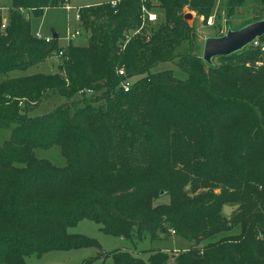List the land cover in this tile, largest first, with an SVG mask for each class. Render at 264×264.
<instances>
[{
  "label": "trees",
  "instance_id": "1",
  "mask_svg": "<svg viewBox=\"0 0 264 264\" xmlns=\"http://www.w3.org/2000/svg\"><path fill=\"white\" fill-rule=\"evenodd\" d=\"M112 1L81 6L76 29L89 42L67 47L53 34L49 43L38 39L25 12L40 17L69 0L0 4V128L11 129L0 145V264L97 245L68 232L83 219L133 243L146 235L212 239L202 253L191 246L175 264H264V67L238 64L264 54V36L259 47L216 58L222 63L216 66L197 54L196 31L184 19L187 7L206 25L216 0H155L163 17L139 34L141 0ZM245 1L229 0L228 11ZM52 58H62L54 74L7 78ZM177 59L184 80L172 70L151 73ZM47 91L81 101L39 117L21 114L22 105L28 112L39 107ZM53 146L64 167L36 157L37 149ZM217 187L221 196L212 192ZM163 194L171 205L154 207ZM125 202L132 206L125 209ZM226 205L240 207L227 217ZM161 211L166 215L157 216ZM109 258L144 264L120 249L82 264ZM168 258L156 252L148 261Z\"/></svg>",
  "mask_w": 264,
  "mask_h": 264
},
{
  "label": "rangeland",
  "instance_id": "2",
  "mask_svg": "<svg viewBox=\"0 0 264 264\" xmlns=\"http://www.w3.org/2000/svg\"><path fill=\"white\" fill-rule=\"evenodd\" d=\"M112 0H69V6L72 8L70 11H66L64 8H49L46 9L42 16L36 17L32 12H25V17L30 20L31 32L33 34L41 33L43 36L50 37L53 32L58 35V45L62 47L68 46V41L66 40L68 30L70 25L73 29L76 28V21L74 20L77 8L85 6L88 4H99ZM155 0H152L154 2ZM10 0H0L2 6H7ZM229 0H216L213 10H212V21L213 24L209 26V21L205 25L204 17H199L196 12L189 11L187 7L184 8V13H191L193 18L188 21V25L193 27L196 31V43H197V54L201 57L203 55V47L205 39L208 37H218L226 34L228 27L232 30H239L243 27L249 25V23L255 22L257 19H264V6L258 0H246L244 4L240 6H235L232 13L228 11ZM154 2L150 5V10L154 11L158 15V21L162 19L163 14L160 9L156 6ZM2 15L4 18L7 17L8 8H2ZM155 24V26L157 25ZM132 36L128 37V42L131 40ZM89 42L88 35L76 36L73 39V43L78 46H85ZM258 58L247 59L246 57L239 60V65H245L248 68L261 70L264 67V54H256ZM248 57V56H247ZM238 61V60H236ZM216 66H220L222 63L214 59L213 61ZM62 63V58H52L46 60V62L29 68L27 71H13L8 74V79L24 78L27 76H32L36 74H54L58 71L59 64ZM176 63H179L177 59L173 63H159L152 70L151 73H158L160 71L172 70L177 78L185 79L186 74L182 73ZM23 101L24 100H20ZM71 101H81L80 96H74L70 100L59 96L55 91H47L44 94V98L39 104V107L35 108L31 112L24 109L22 105L21 114L27 115V117H39L45 114L51 113L62 104ZM22 102V103H23ZM24 104V103H23ZM24 110V111H23ZM12 127H14L12 125ZM11 133V129L0 128V145L6 141ZM35 155L41 159H47L56 166L64 167L67 164L66 159L61 153L59 146H53L49 149H37ZM183 190L190 192V184L183 187ZM210 189H206L208 191ZM200 192V191H199ZM212 192L215 195L221 196L222 189L220 187L214 188ZM164 193V192H162ZM197 193L191 195L194 197ZM172 202L171 195L163 194L161 197L154 200L152 203L154 207H164L170 206ZM125 209H129L132 203L125 202ZM238 208L233 212L235 213ZM185 211H192L195 206L191 205ZM234 207V206H231ZM232 213V214H233ZM164 212L161 211L157 213V216L163 215ZM166 215V214H164ZM170 216V215H169ZM160 217V216H159ZM174 219L173 216H170ZM151 223L156 221V217L150 219ZM167 226V224H165ZM69 233L86 236L89 239L95 241L97 245L89 247H79L74 248L69 251H52L41 255L40 257L30 256L26 258L27 264H82L84 261L98 256V253L103 251L106 253H111L115 250H128L130 254L134 257L141 258L144 264H149V258L158 253H164L168 255V264H175L176 259L184 252L190 250L193 247L200 249L202 253L205 245L209 244L212 239L204 240H190L187 241L184 238L177 236L166 237L160 235L157 240H151L149 235H146L142 240H138L133 243L125 238L108 235L102 229L101 225L96 222L83 219L79 221L74 227L68 229ZM238 231L233 230L232 233H237ZM153 250V251H152ZM160 250V251H158ZM105 264H113L112 259L109 258Z\"/></svg>",
  "mask_w": 264,
  "mask_h": 264
},
{
  "label": "water",
  "instance_id": "3",
  "mask_svg": "<svg viewBox=\"0 0 264 264\" xmlns=\"http://www.w3.org/2000/svg\"><path fill=\"white\" fill-rule=\"evenodd\" d=\"M193 18L191 13L185 15L184 19L189 21ZM264 36V20L253 22L239 30H227L226 34L220 37H208L203 47V60L211 64L218 57L230 56L248 47L256 39ZM53 37L58 35L53 32ZM238 206H224L225 216H230Z\"/></svg>",
  "mask_w": 264,
  "mask_h": 264
},
{
  "label": "built area",
  "instance_id": "4",
  "mask_svg": "<svg viewBox=\"0 0 264 264\" xmlns=\"http://www.w3.org/2000/svg\"><path fill=\"white\" fill-rule=\"evenodd\" d=\"M141 2H142V7H141L142 26L135 34H139V32H141V30L143 28H145L146 26H149L151 24H155L158 21V15L154 11L150 10L149 7H147V0H141ZM111 4L113 6H116L118 4V1H112ZM64 9L66 11H70L72 8L69 5H67L66 7H64ZM81 9H82V7H79L77 9H75L76 13H75L74 20L76 21V23H80V10ZM203 20H204V18H203ZM207 21H209V26L213 24L212 17H210ZM3 28H5V21H4ZM80 35H81L80 34V30L76 29V28L73 29V27L70 25L66 40L69 43L76 36H80ZM36 37L38 39L45 40L48 43L52 40L51 36L50 37H46V36H43L41 33H37ZM252 43L256 47L260 46L259 39H256ZM261 46H262V48L264 50V42H263V44ZM60 55H62V53H60ZM118 74L122 75V76H125V70L124 69H120L118 71ZM123 87H124V91H128L129 90V84H125ZM171 233L174 234L175 232L171 231Z\"/></svg>",
  "mask_w": 264,
  "mask_h": 264
}]
</instances>
